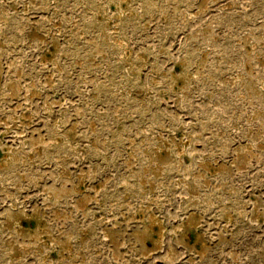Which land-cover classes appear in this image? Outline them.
I'll return each instance as SVG.
<instances>
[{
    "label": "rangeland",
    "instance_id": "1",
    "mask_svg": "<svg viewBox=\"0 0 264 264\" xmlns=\"http://www.w3.org/2000/svg\"><path fill=\"white\" fill-rule=\"evenodd\" d=\"M0 264H264V0H0Z\"/></svg>",
    "mask_w": 264,
    "mask_h": 264
}]
</instances>
